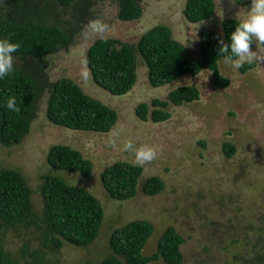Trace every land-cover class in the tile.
<instances>
[{"label":"rangeland","instance_id":"rangeland-1","mask_svg":"<svg viewBox=\"0 0 264 264\" xmlns=\"http://www.w3.org/2000/svg\"><path fill=\"white\" fill-rule=\"evenodd\" d=\"M43 1L35 0L33 8L47 7L45 21L49 23L53 17L68 31L67 21L77 26L63 49L42 60L43 71L37 79L41 94L36 117L19 144L9 148L0 144V165L16 169L24 176L37 207L41 176L52 171L54 176L59 174L68 183L89 191L99 200L105 214V224L94 244L85 250L65 244L60 253L46 252L48 263L94 264L109 255L107 238L113 229L142 220L153 226L143 255L151 256L157 249L159 237L172 227L184 240L180 248L182 264H264V63L253 62L254 67L242 73L220 61L217 70L228 80L225 89L215 86L210 71L151 88L146 68L137 57V82L121 97L97 87L91 76L87 82L80 77L86 52L95 40L82 44L79 34L91 19L104 20L111 28L107 38L129 47H135L151 28L166 26L172 38L197 59L200 33L205 30L221 33L223 20L246 19L251 0H213V16L198 24L187 22L183 15L187 0H143L140 3L142 16L131 22L118 19L116 1L89 0L79 22L73 18L74 8L48 7ZM252 48L255 51L256 45ZM257 51L264 55V46ZM31 61L14 58V68L32 65ZM60 78L74 81L84 93L118 113V121L109 133L70 131L47 121L48 86ZM180 86L195 87L199 99L179 107L170 104L166 109L170 118L162 123L143 122L136 116L139 104L150 105L154 99L165 101L169 92ZM109 139L115 140V146L108 145ZM128 140L137 147L156 148L158 156L150 164L140 166L142 175L137 196L120 202L108 198L100 175L105 167L117 161L137 165L134 154L122 150ZM225 143L235 147L231 158L223 152ZM56 144L77 149L90 160L93 164L91 178L85 180L47 166V152ZM153 176L159 177L165 188L160 194L148 197L141 187ZM39 244L26 230L10 232L4 237L5 250L20 260L19 264L25 259L29 261V255L33 249L40 248ZM23 249L28 250L24 258ZM151 264L165 263L158 259Z\"/></svg>","mask_w":264,"mask_h":264},{"label":"trees","instance_id":"trees-1","mask_svg":"<svg viewBox=\"0 0 264 264\" xmlns=\"http://www.w3.org/2000/svg\"><path fill=\"white\" fill-rule=\"evenodd\" d=\"M111 1L119 4L118 19L121 21L131 22L142 16L140 3L143 0ZM36 2L0 0V40L10 37V42H19L21 47L13 53V57L32 60V65L14 68L13 72L0 79V144L7 148L23 140L36 117V104L41 94L37 79L43 71L42 60L63 49L77 26L73 21H67L68 31L61 26L62 22L53 17L48 23L45 21L47 7L41 10L33 8ZM43 2L48 7L74 8L73 18L78 22L89 5V0ZM214 11L213 0H187L183 15L187 22L198 24L210 19ZM239 22L235 19L221 22V33L226 43H230V35ZM221 33L211 30L200 33V57L197 59H193L186 47L172 38L170 28L159 25L143 34L135 47L109 38L97 39L88 48L86 61L94 84L116 97L124 96L134 88L137 57L146 68V79L151 88H160L184 76L195 77L203 71H210L215 86L225 89L228 80L217 70L218 63L224 60L223 55H219L216 39ZM253 67L254 63H244L239 70L245 73ZM11 96H15L17 107L21 109L19 114L6 107ZM198 99L199 92L195 87L180 86L170 91L165 101L154 99L150 105L139 104L135 113L143 122L162 123L170 118L166 110L170 104L179 107ZM45 117L57 127L97 134L109 133L118 121V113L114 109L84 93L78 84L68 78H60L48 86ZM223 152L231 158L235 147L225 143ZM46 164L55 171L85 180L90 179L93 173L90 160L77 149L62 144L50 147ZM51 173L54 172L41 176L37 192L40 204L37 207L33 204L32 191L24 176L16 169L0 165V264L20 263L4 248V237L20 229L26 230L34 241L40 243V248L33 249L30 260L25 259L23 264H49L46 252L60 253L65 244L85 250L98 240L105 224L99 200L86 189ZM141 175L140 166L117 161L102 171L101 186L109 199L129 201L137 196ZM164 188V182L153 176L144 181L141 190L145 196L153 197ZM152 233L153 226L142 220L113 229L107 238L109 255L94 264H151L158 259L165 264H182L180 248L184 240L172 227L159 237L157 249L151 256L143 255L142 250ZM27 254V249L21 251L23 258Z\"/></svg>","mask_w":264,"mask_h":264},{"label":"clouds","instance_id":"clouds-1","mask_svg":"<svg viewBox=\"0 0 264 264\" xmlns=\"http://www.w3.org/2000/svg\"><path fill=\"white\" fill-rule=\"evenodd\" d=\"M111 30L110 25L101 18L91 19L84 25L80 32L82 44L90 43L94 40L107 38V33ZM218 40L219 55H223L224 64L230 66L233 70L240 69L245 62L264 63V55L257 51L260 46H264V0H251L246 19L241 20L235 30L230 35V43H226L223 34L216 37ZM253 44L256 50L253 51ZM21 47L19 42H10V37L0 40V79L14 71L13 53ZM91 76L87 61H84L80 71L81 80L87 82ZM6 107L17 114L21 109L17 107L15 96L7 99ZM109 146H115V140L109 139ZM123 151L132 152L135 156V162L139 166H144L153 162L158 151L154 147L142 145L137 147L131 140L123 145Z\"/></svg>","mask_w":264,"mask_h":264}]
</instances>
